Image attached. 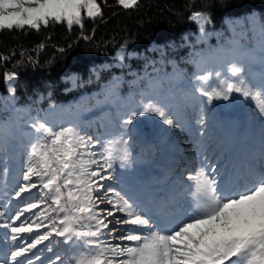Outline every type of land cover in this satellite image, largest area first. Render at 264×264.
<instances>
[{
	"label": "trees",
	"instance_id": "1",
	"mask_svg": "<svg viewBox=\"0 0 264 264\" xmlns=\"http://www.w3.org/2000/svg\"><path fill=\"white\" fill-rule=\"evenodd\" d=\"M97 4L99 15L88 17L82 9V25L74 23L71 28L66 21H50L39 30L27 26L0 30V154L8 151L25 155L17 134L30 120L46 122L59 130L67 126L66 122L58 124L65 114L80 125L78 118L84 111H97L111 96H118L124 116L135 110L132 101L156 104L173 121L166 127L171 137L179 142L185 137L194 139L191 130L186 129L185 109L193 105L189 86L201 83L196 79L202 75L198 64L202 59L211 62L215 55H220L225 65L230 61L239 63L232 52L236 46L246 47L248 53L260 59L264 48L260 30L264 25V0H137L130 8H124L118 0H97ZM196 13L206 19L198 22L192 18ZM210 69V82L205 85L209 91L218 86L215 73L221 72L214 62ZM7 75L15 78L8 81ZM183 79L189 86L183 85L182 96L177 97L172 85ZM162 85L166 87L163 93H167L165 105L159 97ZM237 98L246 104L250 116H257L256 101ZM210 102L221 117L228 114L225 99L214 96ZM93 119L89 120L90 125L95 124L91 131L89 124L80 125L84 137L97 135L117 116L103 111ZM140 127L150 134L146 122L142 121ZM131 146H136L133 140L129 145L116 143V150L121 148V152L113 154V159L119 160ZM148 149H154L148 157L158 163L159 146L151 143ZM88 151L95 155L84 158L101 165L103 160L94 147ZM32 165L39 168L36 158L30 163L26 156L24 164L15 170L14 179L35 185L30 193L38 205L34 217L39 227L50 231L57 218L53 211L56 205L49 201L51 194L40 185L39 176L30 175L28 181L24 180ZM180 165L178 175L182 174ZM107 184L99 188V184L94 185L92 195L98 203L103 201L104 207H112L107 199L114 200L118 190ZM104 189L110 193L98 199L97 194Z\"/></svg>",
	"mask_w": 264,
	"mask_h": 264
},
{
	"label": "snow or ice",
	"instance_id": "2",
	"mask_svg": "<svg viewBox=\"0 0 264 264\" xmlns=\"http://www.w3.org/2000/svg\"><path fill=\"white\" fill-rule=\"evenodd\" d=\"M118 3L130 8L136 5L137 0H118ZM82 9L91 18L100 14L97 0H0V30L23 29L25 26L39 30L41 25L47 26L50 21H66L71 28L74 23L82 25ZM192 18L198 22L206 19L201 13L194 14ZM260 30L264 37V25ZM260 62L264 65V48ZM243 73L244 64L233 63L227 76L222 78L221 72L215 73L217 87L209 91L201 86L197 90L209 100L214 96L227 100L230 93H239L245 99L256 101V107L264 115V80L253 90ZM211 75H199L196 79L207 85ZM6 78L12 81L15 77L7 75ZM9 91L13 90L9 88ZM143 112L157 113L166 124L173 123L160 107L151 102L143 107ZM139 114L142 113L133 112L124 121L125 125L131 124ZM33 127L38 138L31 145L28 159L31 163L36 158L39 168L30 166L24 180L28 181L30 175L39 176L42 187L51 194L52 204L56 205L53 211L62 225L56 235L77 246L78 255L74 256L73 264H264V173L245 190L225 194L212 175L215 168L211 172H195L188 177L195 181L193 202L184 211L182 219L171 220L167 224H162L131 198L114 192L115 199L108 198L107 203L113 206L114 211L124 214L117 223L131 227L105 232L103 230L108 229L105 219L113 216V211H107L106 217H101L98 202L92 195L93 186L97 184L93 178L114 177L111 174L105 177L92 170L90 165H98L104 170L103 165L94 159L84 158L95 155L88 151L92 147L91 138L85 139L74 127L56 130L38 120ZM121 142L127 143L116 141ZM126 158V154L119 157L121 166H124ZM112 159L109 152L107 169H112ZM29 187L34 188L35 185L22 186L16 195L28 191ZM27 207L32 209L38 205L29 203ZM12 232L15 241L18 233L32 232V228L21 225L13 227ZM114 232L118 233L120 241L130 243L112 244L101 239L105 236L117 238ZM47 239V233L36 234L27 248L12 252L13 264H23L17 258ZM60 259L58 256L57 260ZM27 264H33L30 258Z\"/></svg>",
	"mask_w": 264,
	"mask_h": 264
},
{
	"label": "rangeland",
	"instance_id": "3",
	"mask_svg": "<svg viewBox=\"0 0 264 264\" xmlns=\"http://www.w3.org/2000/svg\"><path fill=\"white\" fill-rule=\"evenodd\" d=\"M242 51L246 52V49ZM213 61L220 63V59L217 56L213 58ZM252 61L257 62L255 59ZM241 63L244 64L243 77L247 79L255 89L256 86L264 80V65L260 63L257 69H254L247 68V63H244V61H241ZM200 64L204 69L203 74H207V65L209 64H206L204 59ZM232 64L233 62H230L227 67L223 66V75H228V68ZM171 77L172 75L169 76V78ZM184 80L185 79H183L181 83L174 81L172 85L173 92L179 96L182 91V86H188L189 84L188 81ZM199 87L193 88V102L195 105L193 107H187L185 112L188 115L187 122L194 128V132L199 135L197 142L205 141L204 132H207L209 135L210 144L213 148L212 151L205 152L204 155L197 153L195 150L192 151L189 147L183 150L182 147L178 145L177 140L165 133L167 124L159 115L153 112H143V107L147 102L140 105L132 102L133 108L137 109L136 112L142 114L136 115L131 124L125 125L124 121L127 120L134 111H130L128 115L121 117L120 114H122V109L119 105L118 96H116L115 99H112V96L106 98L102 102V105L98 106L97 111H107L110 115H118L120 117L112 121L105 129H102L99 136L93 138L84 137L80 127V125H86V120L89 117H93V115H90L88 112H84L78 118L80 125L75 123L73 118L65 114L60 117L58 124L66 122V127L76 128L77 132L85 139L91 138L92 146L103 160L101 165H103L104 170L98 167V165H90L91 169L101 172L105 177L109 174L114 177L113 179L103 180L94 177L93 179L97 181V184L102 185L109 182L111 186L120 187L124 191L122 194L123 196L131 198L132 201H135L139 205L144 201V209L150 215L160 220L162 224H167L170 218L168 214H164V211L168 212V210H175L174 220L182 219L184 212H177L176 209L182 207L185 211L194 200L195 192L191 191L192 188L190 189L188 185L190 182H193L195 185V181L188 179L190 175H194L195 172L201 170L211 172V169L215 168V172H213L212 175L217 173V179L225 181L231 173L239 172L240 169L244 170L254 164L256 160H259L260 153L264 156V115H261L257 109V116L248 118V114L242 112V108L244 107V105L241 104L242 101L237 98L240 96L243 100V97L239 93L233 92L229 94V98L227 99L230 115L226 117V119L220 120L208 98L202 96L197 90ZM164 89H166V87L162 85L159 94L162 105H165L167 102V93H163ZM153 93H155V91H153ZM208 112L212 115V119L221 125L222 132L214 131L211 123L207 122L205 118ZM36 118H39V116L37 115ZM140 121H145L147 123L151 135L146 134L139 128ZM34 123H36L35 120H30L26 125L21 127L22 132L17 136L24 148L25 155L10 154L8 151H5L0 160V264H5V262L6 264H13L11 257L12 252L16 251L18 248H27L32 240L36 238V234H43L38 228L37 221L34 219L33 212L35 208L28 209L27 207L29 203H33L30 201L32 200L30 192L33 188L29 187L28 191L22 192L17 196L16 193L20 191V188L29 183L22 181L14 182L13 179L15 169L19 164L24 162L25 157L28 156L31 145L35 143L38 138V134L33 127ZM75 124H78L77 127H75ZM131 139L138 143L139 154L135 155L134 152L128 154L124 153L127 156L123 161L124 166H121V160L116 162V160L112 159L110 162L113 167L112 169H107L106 161L108 160L109 152H111L112 155L113 152H121V148L117 150L114 148L116 141H126L127 143L125 144H128ZM152 141L162 148L159 169L173 168L175 159L180 156L181 153L193 158V165L190 167V170L195 163H197L196 168L192 171H187L188 173L186 178L183 179V182L177 180L176 175L173 173L169 174L166 178L164 174L160 173V170L155 168V165L148 160L147 155L143 153L145 146ZM258 143L259 145H263V147L258 150L260 153L254 154L253 163L251 161V164L247 167V165L243 163V160H239L238 157L248 156V152L257 147ZM180 188L184 189L176 194ZM105 191L106 189L97 194L99 196L98 199H101L102 194H108ZM171 193L175 195L168 206V210H164V201H167ZM147 200H149L148 204L146 202ZM98 205V211L101 217H106V212L111 211L110 208L113 207H104L103 201H100ZM114 212L115 214H113V216L106 217L105 223H108V229L103 231L107 232L113 229L123 230L131 227L129 225L118 224L117 220L124 218V214L118 211ZM21 225L26 228L31 227L32 232L18 233L17 239L13 241L12 228H18ZM61 227L62 225L59 223L58 217L55 234ZM113 235L117 236V238L113 239L108 236L104 238H109L113 244L130 243L128 241H120L118 239V233L116 232H114ZM57 239L58 243L55 241L56 246H62L64 250L66 245L64 238L57 236ZM50 240L54 239L48 238L47 240L41 241L35 248L25 252L22 257H18L17 259L22 260L23 264H27V259L29 258L32 260L33 264H63V260L73 261L74 256H76L78 252L75 244L69 242L71 244L69 249L66 252L62 250L61 255H59L61 259L55 260V256H53L55 248L48 249L50 246L48 242ZM37 257H39V259H37Z\"/></svg>",
	"mask_w": 264,
	"mask_h": 264
},
{
	"label": "bare ground",
	"instance_id": "4",
	"mask_svg": "<svg viewBox=\"0 0 264 264\" xmlns=\"http://www.w3.org/2000/svg\"><path fill=\"white\" fill-rule=\"evenodd\" d=\"M258 145H259V143H258ZM255 150H256V149H254V151H255ZM238 159H239V160H243V158L240 157V156L238 157ZM216 174H217V173H215L214 176H215V178H216V180H217L218 176H217ZM229 181H231V179L226 180V182H220V181L217 180L218 184L220 185V187H221L223 190H224V188L226 187V184H228Z\"/></svg>",
	"mask_w": 264,
	"mask_h": 264
}]
</instances>
